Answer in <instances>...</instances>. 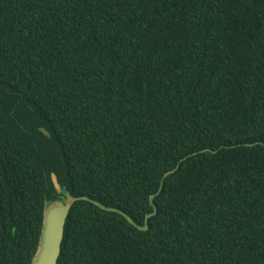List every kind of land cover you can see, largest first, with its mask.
<instances>
[{
    "label": "trees",
    "instance_id": "1",
    "mask_svg": "<svg viewBox=\"0 0 264 264\" xmlns=\"http://www.w3.org/2000/svg\"><path fill=\"white\" fill-rule=\"evenodd\" d=\"M52 173L156 208L75 202L57 264H264V0H0V264Z\"/></svg>",
    "mask_w": 264,
    "mask_h": 264
},
{
    "label": "water",
    "instance_id": "2",
    "mask_svg": "<svg viewBox=\"0 0 264 264\" xmlns=\"http://www.w3.org/2000/svg\"><path fill=\"white\" fill-rule=\"evenodd\" d=\"M41 131L46 136H49V134L44 129H41ZM174 171L175 170H171L165 173L164 177L168 176ZM51 181L56 193L60 196V198L47 201L44 205L39 241L36 252L32 257L30 264H57V260L60 255V247L63 239L65 222L72 205L77 201H88L101 210L119 213L127 220L128 223L141 231L147 230L148 219L156 212V208L152 202L153 196H151L150 204L153 207V212L146 215L144 225L139 226L127 214L114 207L105 206L97 201L90 200L87 197H73L58 183L57 177L53 173L51 174Z\"/></svg>",
    "mask_w": 264,
    "mask_h": 264
}]
</instances>
